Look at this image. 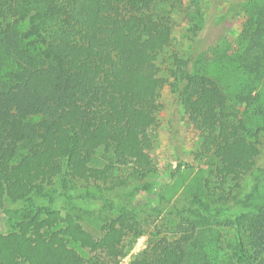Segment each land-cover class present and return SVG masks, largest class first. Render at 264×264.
<instances>
[{"label":"trees","instance_id":"trees-1","mask_svg":"<svg viewBox=\"0 0 264 264\" xmlns=\"http://www.w3.org/2000/svg\"><path fill=\"white\" fill-rule=\"evenodd\" d=\"M184 2L0 0V212L22 205L13 232L0 233V264H115L126 255L146 221L118 197L156 188L150 131L166 85L171 122L184 114L200 136L197 157L211 162L206 188L236 210H215L197 193L172 237L131 264H264V0H190L191 49L165 58L168 80L160 62L174 30L165 12ZM243 7L250 22L235 43L224 31L210 39L226 21L232 29ZM56 181L60 197L99 200L114 215L95 227L72 209L62 214L51 195L39 204ZM218 225L235 230V261L219 255Z\"/></svg>","mask_w":264,"mask_h":264},{"label":"rangeland","instance_id":"rangeland-1","mask_svg":"<svg viewBox=\"0 0 264 264\" xmlns=\"http://www.w3.org/2000/svg\"><path fill=\"white\" fill-rule=\"evenodd\" d=\"M184 3L182 11L171 12L167 10L165 12L167 14V20L174 30L172 48L169 52L167 51L165 53L166 55H164L160 62L163 69L161 75L168 80L170 79L168 78L169 64L163 63L165 58L171 51L179 52L181 55H187L192 45L189 32L190 27L188 25L190 0H185ZM249 8L251 7L249 6ZM249 8L243 7L240 16L233 19L232 22L234 24L232 29L227 27V21L214 27L215 31L210 34V39H218L220 33L224 31L223 33L225 34L223 36L228 39V44L235 43L243 28L250 22ZM232 15L233 11H229L225 17L230 18ZM213 24L216 25L214 22ZM201 66L202 70L205 71L204 73L208 74L209 69L205 64L203 63ZM159 103L160 110L157 114L158 126L150 131L153 140L151 157L160 173L156 188L151 192L131 190L118 197L121 201H129L132 203L133 207L140 206L138 208L140 209L139 219L146 221L147 225L144 224L142 226V234L129 235L125 241L126 255L115 264H131L139 254L148 249L152 241L163 237L171 238L176 226L184 217L183 211L186 209H194L191 201L197 193H200L206 201L214 203L213 208L215 210L219 207L232 208L233 210L235 207V201H231V199L225 200V202H217L218 197L210 194L213 193V187L210 185L212 188H209L210 190L206 188V180L210 178V172L212 171L211 162L202 161L197 157L200 136L188 123L185 115L181 113L176 118L177 123L171 122L174 109V96L168 85L161 90ZM261 140V154L257 160L258 169H264V138ZM101 154L103 161H105L106 155L100 153V156ZM172 173H176V176L173 177ZM250 190V187H246L241 193H238V197H243ZM62 191L59 182L56 181L53 186L47 187V197L42 196L37 199V202L39 204H47L50 201L49 197L51 195V198H56L54 202L55 208L58 210L63 209L62 214L67 209H72L75 214L82 217L83 221L85 220L83 223L86 224L87 221V223L95 227L99 225L98 220L100 216L107 218L114 215L99 200L88 203L77 199V196L71 200L66 197H60L59 195L63 193ZM69 193H73L74 195L78 194L77 191H69ZM20 208H22L20 204H10L7 207V212H0V233L8 234L13 232L14 224L11 215H14V211ZM213 223H216V221ZM215 228L218 238L213 240V242H217V249L220 252L219 255L224 260L235 261L237 254L235 230L219 225L215 226ZM73 247L82 256L87 257L89 255L88 251L81 249L77 245H73Z\"/></svg>","mask_w":264,"mask_h":264}]
</instances>
